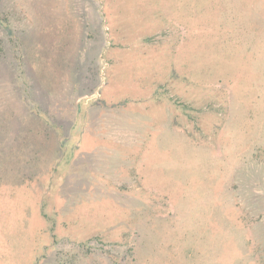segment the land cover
<instances>
[{"label":"rangeland","instance_id":"374dc122","mask_svg":"<svg viewBox=\"0 0 264 264\" xmlns=\"http://www.w3.org/2000/svg\"><path fill=\"white\" fill-rule=\"evenodd\" d=\"M0 264H264V0H0Z\"/></svg>","mask_w":264,"mask_h":264}]
</instances>
